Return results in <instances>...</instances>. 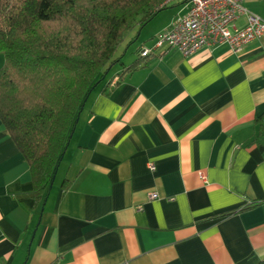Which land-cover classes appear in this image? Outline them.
I'll return each instance as SVG.
<instances>
[{
	"label": "crops",
	"instance_id": "crops-1",
	"mask_svg": "<svg viewBox=\"0 0 264 264\" xmlns=\"http://www.w3.org/2000/svg\"><path fill=\"white\" fill-rule=\"evenodd\" d=\"M242 6L264 22V0ZM173 8L86 100L39 213L21 203L29 169L0 123V264L264 259V143L250 145L264 114V36L239 53L183 59L164 48L140 59L187 13L186 2Z\"/></svg>",
	"mask_w": 264,
	"mask_h": 264
},
{
	"label": "trees",
	"instance_id": "trees-1",
	"mask_svg": "<svg viewBox=\"0 0 264 264\" xmlns=\"http://www.w3.org/2000/svg\"><path fill=\"white\" fill-rule=\"evenodd\" d=\"M183 2L0 0V123L29 169L31 181L23 188L29 197L21 200L26 210L40 212L76 120L120 63L114 55L125 37ZM141 63L124 68L121 77ZM254 128L250 145L262 150L264 114Z\"/></svg>",
	"mask_w": 264,
	"mask_h": 264
},
{
	"label": "built area",
	"instance_id": "built-area-1",
	"mask_svg": "<svg viewBox=\"0 0 264 264\" xmlns=\"http://www.w3.org/2000/svg\"><path fill=\"white\" fill-rule=\"evenodd\" d=\"M187 13L156 37L154 45L139 53L145 58L158 49H173L188 59L204 48L226 46L239 53L264 36V22L249 13L243 0H185ZM241 18L243 26H238ZM152 170V167H149ZM156 195H148L154 201Z\"/></svg>",
	"mask_w": 264,
	"mask_h": 264
},
{
	"label": "rangeland",
	"instance_id": "rangeland-1",
	"mask_svg": "<svg viewBox=\"0 0 264 264\" xmlns=\"http://www.w3.org/2000/svg\"><path fill=\"white\" fill-rule=\"evenodd\" d=\"M173 7H174V5L172 4L166 10L156 14V16L146 26L142 27L141 29L137 30L136 32L132 31L131 33H129L125 37L124 41L117 48L114 57L117 59L119 58V61H121V63L126 61L127 59L131 58L132 56L136 57V53L139 50L140 46L148 43L151 40L152 36H154L159 30H161L167 24V22L173 17L175 10H176V8H173ZM241 24H242V21L237 23L238 26H240ZM139 32H140V36L137 37L136 40H134L132 42L131 40L134 39L135 33L137 34ZM2 63H3V59H2V56L0 55V67H1ZM118 69H119V63L114 64L113 67L107 73L106 78L107 77L109 78ZM111 70H112V72H110ZM104 80H105V78L94 89V91H96L97 89H99L103 85ZM53 179H54V177H53ZM52 182H53V180H52ZM56 184H57V182H56ZM51 186H52V184H51ZM51 186H50V188H51Z\"/></svg>",
	"mask_w": 264,
	"mask_h": 264
}]
</instances>
